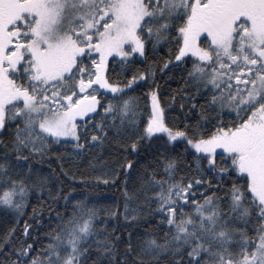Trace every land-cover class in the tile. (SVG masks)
I'll return each mask as SVG.
<instances>
[{"label":"snow or ice","instance_id":"obj_1","mask_svg":"<svg viewBox=\"0 0 264 264\" xmlns=\"http://www.w3.org/2000/svg\"><path fill=\"white\" fill-rule=\"evenodd\" d=\"M162 41L169 49L161 71L186 67L185 80L207 104L183 127L167 122L151 64L126 82L109 71L147 59L148 45ZM138 81L148 84L151 102L140 123L127 94ZM0 129L8 136L0 132V207L16 213L43 191L47 180L31 162L53 145L82 155L111 134L126 136L121 146L132 155L140 144L171 146L142 177L148 209L167 226L162 237L146 233L137 250L131 236L74 200L38 255L26 241L14 251L0 243L7 264H127L134 252L132 264L141 253L171 256L169 264H264V0H0ZM178 144L183 149L172 155ZM184 156L193 175L177 177ZM122 192L124 210L106 215L134 220ZM121 244L125 253H117Z\"/></svg>","mask_w":264,"mask_h":264},{"label":"trees","instance_id":"obj_2","mask_svg":"<svg viewBox=\"0 0 264 264\" xmlns=\"http://www.w3.org/2000/svg\"><path fill=\"white\" fill-rule=\"evenodd\" d=\"M150 51L148 58H138L131 64L121 69L117 64L115 67L109 66L112 78L127 81V78L136 71L145 70L149 64L154 70L153 87H157V94L162 106L165 107L167 122L183 127L185 123H194L202 114V110L207 108L204 96L198 94L194 87L185 80L187 68L183 70L169 67L161 71V65L168 54L169 45L161 42L154 48L148 45ZM148 84H141L139 81L127 92L129 96L135 97L138 107L136 108L137 123L146 119V113L150 111V98H148ZM183 104V108L181 105ZM195 105V108L192 107ZM14 127V126H13ZM4 132L3 139L7 140V132ZM126 136H122L118 141L110 138L100 147L90 148L82 155H69L72 152L70 145H53L51 153L41 160H33V172L39 173L40 177L46 178L47 183L43 191L30 193L21 212L0 207V243L6 244L5 251H14L17 246L25 241L33 244L34 254L43 251L49 241V233L57 227L61 216H65L71 211L72 201L78 200L88 207L95 209L97 219L107 224L111 229L113 226L122 234L131 236V242L139 250L145 239V234H150L157 238L162 237L165 228L155 219L146 203L147 197L144 189L147 187L142 183V177H146V169L155 168V158L158 154L165 152L170 145H164L161 141L150 144H140V151L135 155L130 154L131 149H125L121 145ZM183 144H178L171 149V154L181 152ZM125 159H130L133 164L125 171L120 167ZM191 156L178 157L179 169L177 177L193 175V165L190 163ZM67 173V175H65ZM203 175L212 184V174L204 172ZM99 176L102 179L97 180ZM114 176V179L103 182V177ZM122 187L129 193V207L127 211L133 214L134 220H125L119 214L115 219L106 215L109 210L119 213L124 210L125 197ZM71 189V191H69ZM207 191V189L205 190ZM67 193L72 199L65 201L64 195ZM200 195V193H197ZM155 207V205H153ZM136 212L133 213L132 209ZM38 212L39 215H35ZM29 225V232L24 233L25 223ZM249 228L252 227L250 224ZM12 230L10 236L11 243L3 241L4 234ZM251 235V233H249ZM117 253H125L124 245L117 247ZM136 253L125 254L127 264H132V257ZM142 259H136L135 264H169L174 258L161 254L159 258H150L141 253ZM14 258V257H13ZM119 261L120 256H116ZM0 260L7 259L0 256Z\"/></svg>","mask_w":264,"mask_h":264},{"label":"rangeland","instance_id":"obj_3","mask_svg":"<svg viewBox=\"0 0 264 264\" xmlns=\"http://www.w3.org/2000/svg\"><path fill=\"white\" fill-rule=\"evenodd\" d=\"M138 58H141V57H138ZM119 59V58H118ZM131 59V58H130Z\"/></svg>","mask_w":264,"mask_h":264}]
</instances>
